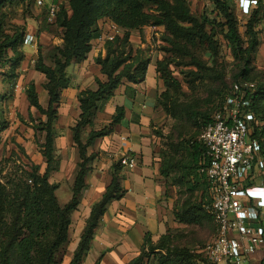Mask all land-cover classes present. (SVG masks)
<instances>
[{
	"label": "trees",
	"instance_id": "trees-1",
	"mask_svg": "<svg viewBox=\"0 0 264 264\" xmlns=\"http://www.w3.org/2000/svg\"><path fill=\"white\" fill-rule=\"evenodd\" d=\"M15 1L0 0V7L6 4L12 5ZM18 1L26 5L36 2V0ZM209 1L214 6L212 11L216 16L214 20L210 19L207 12L200 17L193 15L186 0H69L67 5L61 7L54 24L63 30V45L52 50L51 66L45 64L41 51L35 66V70L43 74L47 80L44 88L49 96L48 108L44 109L40 105L34 84H31L26 91L30 106L46 117L42 128L45 132L43 149L47 169L44 175L39 174L37 169L32 172L19 169L14 174V179L7 183L10 184V189L0 184V264H59L58 256L64 252L69 242L72 215L80 206L82 193L87 188L86 177L96 159L94 154H89V148L96 140L113 133L114 128L124 119V108H116L109 126L101 131L92 130L86 143L83 141V132L87 127L93 126L92 119L101 103L114 97L116 90L125 81L140 84L146 80L149 61L141 50H134L130 37L133 32L142 31L147 26L165 28L169 34L166 42L170 45L171 52L183 59H191L184 65L185 67L202 66L194 56V50L200 47L206 48L212 65L215 64L219 54V35L215 31V26L218 24L223 26L225 41L232 49L241 69L234 83L247 81L256 83L257 86L251 106L255 116V121L250 127L251 138L258 142L264 154V83H258L251 77L252 59L259 45L255 31L260 21L259 10L256 9L248 20L246 28L249 39L246 41L239 29L234 1ZM148 6L156 7V14H149ZM105 19L110 20L124 33L106 44V58L100 57L96 60L102 68L106 81L97 80L96 90H86L79 94L81 114L72 132L80 162L72 199L66 205H61L56 195L57 185L49 181V176L58 163L54 130L58 120L61 93L69 86L67 69L73 61H83L88 57L92 51V41L98 33L99 22ZM218 19L222 20V23H218ZM209 27H212L211 31ZM25 36V27H14L12 31H5L0 24V63L2 68L6 67L9 70V73H4L9 80L18 77L15 73L24 59L19 50L23 46ZM159 66V72L164 73L166 78V85L179 86L177 80L169 83L170 71L161 69L162 63H159ZM195 116L198 117L195 124L201 133L211 123L212 118L202 114ZM197 138L187 142L190 162L180 168L179 183L192 193L203 186L206 195L202 197L203 201L199 205H191V202H188L183 207L180 216L182 221H192L203 214L212 219L204 209L210 195L206 178L201 173L205 161L203 159L205 149L197 142ZM120 170L122 167L113 166L111 184L101 201L92 208L70 264H82L90 251L95 232L108 205L112 201L124 198L126 192L121 185ZM170 172L168 167L163 170L165 176H169ZM8 214L11 215L9 221ZM150 240L152 241L149 237L146 238L140 256L130 264H149L146 259V246L152 243ZM172 256L174 258L170 259L169 264H199L202 258L201 254L193 255L188 251L180 250L172 251Z\"/></svg>",
	"mask_w": 264,
	"mask_h": 264
},
{
	"label": "rangeland",
	"instance_id": "rangeland-1",
	"mask_svg": "<svg viewBox=\"0 0 264 264\" xmlns=\"http://www.w3.org/2000/svg\"><path fill=\"white\" fill-rule=\"evenodd\" d=\"M186 1L193 15L200 17L204 12H207L211 20L216 19V16L212 14L214 6L209 0ZM235 7L239 29L246 41L249 39L246 28L248 20L256 9L259 10L260 21L255 28L259 45L252 59L251 77L258 83H264V0H259L258 6L253 7L249 15L242 14L236 4ZM155 11L156 7L148 6L147 12L149 14H156ZM217 21L218 23H222L220 19ZM0 24L4 27L5 31H12L14 27H36L38 30L51 31L50 27H54L52 32L56 36H62L56 28L57 26L47 21L44 7L37 8L33 2L26 5L16 0L12 5L6 4L0 7ZM103 27L115 26L111 23H104ZM208 29L211 31L212 27ZM215 31L219 35V54L216 57L214 65H212L205 47L194 50V56L198 63L201 62V67H185L184 65L189 63L191 59H183L171 52V47L166 42L169 34L164 27L150 25L142 31L134 32L142 40V47L135 48L134 50H141L143 56L149 61L148 67L150 65L152 68L155 67L158 88L156 89V102L151 122V136L154 158L158 159V164L160 165L159 182L164 184L166 188L165 199H162L161 202L165 204L167 231L159 239L150 240L152 243L147 244L146 259L149 261V264H169L170 259L174 258L173 256L171 257L172 251L175 250L188 251L190 254L199 255L204 247L215 238L214 220L207 215L203 214L198 219L196 218L192 221H182L180 218L182 209L188 202H191V205H199L203 201L202 197L206 195L204 194L205 189L203 186H200L197 191L192 193L179 183V177L181 176L180 168L188 165L190 162L187 142L200 135L199 129L195 124V120L198 117L195 115H209L212 118L214 113L224 104L227 95L230 94L235 78L240 74L241 70L232 49L228 47L225 41L223 26L221 24L216 25ZM114 33H116V29H112V34ZM120 34L123 35V33ZM22 49L20 48L19 51L23 54ZM44 49L41 50L40 47L39 52L44 51L45 64L51 66L53 49L49 51H46L47 48ZM23 62L24 59L20 62L19 69L16 70L15 74L18 77L13 80L6 78L4 73H9V70L6 67L2 68V64L0 63V184L7 187V189H10V184L7 183L14 179L13 176L17 173V170L23 169L24 171L32 172L34 169H37L39 174L44 175L46 167L43 149L45 132L42 128V125L46 122V117L42 116L35 108L36 111L32 114L30 109H28L30 106L29 102L21 104V106H19L20 104H17V106L13 104V100L20 101L24 99L23 95L26 94L28 87L31 85L27 83L25 77L27 74L25 72L26 69L23 70L22 67ZM36 62L30 64L29 68L35 69ZM159 63L163 64L161 69L170 71L171 77L169 83L177 80L179 86L169 87L166 85L164 73L159 72ZM46 82L47 80L41 90L48 94L44 88ZM17 94H19V97ZM112 114L104 112L103 106L99 107L92 119L93 126L87 127L83 132L84 143H86L88 137L84 136L85 131L103 130L112 122L114 115ZM58 120L54 130L55 141L61 135L56 130ZM94 144L92 145L93 148ZM31 146H34L35 156H32L28 151V147L30 148ZM75 147L78 150L76 144ZM93 154L96 156L93 164L97 162L98 165L105 167L101 171L102 176L105 174L107 177L110 174L112 175L114 165L122 167V169L124 168L120 163L122 156L114 157L103 151H99L98 153L93 152ZM79 162L78 152V163L75 166L76 175ZM166 167L171 171L169 176L163 174V170ZM121 171H119V174H121ZM75 174L74 177L76 179ZM65 177L60 182V186L55 183L59 186H57L56 195L61 205H65L62 203H64V196L66 195L65 193H68L70 185L67 173ZM50 179L51 176H49V181L53 183L54 180ZM73 188L74 182L72 195ZM10 218L11 215L8 214V221L11 220ZM75 227L76 225L73 223L72 218L70 231L76 233L78 225ZM70 231L69 242L64 252L58 256L59 264L70 263L67 259L68 247L73 242L72 237L70 239ZM149 238L152 239L151 237ZM158 247H161V249H157Z\"/></svg>",
	"mask_w": 264,
	"mask_h": 264
},
{
	"label": "crops",
	"instance_id": "crops-1",
	"mask_svg": "<svg viewBox=\"0 0 264 264\" xmlns=\"http://www.w3.org/2000/svg\"><path fill=\"white\" fill-rule=\"evenodd\" d=\"M51 2L52 0H44L43 7L46 10V15L47 8ZM35 6L39 7L36 2ZM104 23L113 24L107 19L100 21L98 33L92 41V51L88 57L83 61H73L67 69L69 86L62 91L58 106L59 120L56 130L61 133L55 141L58 163L50 176L54 180L53 183L59 186L63 178H66L65 174L67 173L69 176L68 193H65L64 203H62L65 205L72 199L75 166L78 163L79 151L75 147L72 132V128L81 114L78 97L82 91L96 90L97 80L106 81L102 68L97 64L96 60L100 57L104 59L107 56L106 44L108 42L105 36L112 34V29L118 28L103 27ZM25 28L26 36L35 35L38 42L36 45L22 46V52L25 57L22 67L23 70L26 69L25 72L27 74L25 77L27 83L34 84L36 87L40 105L47 109L49 96L41 90L46 78L35 69H30L29 65L32 62L35 63L39 58L40 47L41 50L47 48L46 51L61 47L63 39L62 36H56L52 32L54 27H50L51 31L38 30L36 27ZM56 28L62 34L63 30ZM121 33L124 32L121 30ZM130 42L134 49L142 47L141 37L134 32L130 37ZM43 54L44 51L42 52ZM155 73V67L152 68L150 65L147 70L146 80L143 83L131 84L125 81L116 90L114 97L99 106H103L104 112H109L110 114L113 112L115 114L117 107H123L125 116L122 122L114 128L110 136L96 140L94 148L91 146L93 149H89L90 155L93 152L103 151L108 155L121 157L127 153L137 159L138 165L134 169H122L120 176L122 188L126 192L125 196L121 200L112 201L108 205L95 232L90 251L82 264H97L98 262L99 264H130L140 256L147 237H151L154 241L166 234L165 204L161 202L162 199H165L166 188L164 184L159 182L160 165L158 164V159L154 158L151 136V122L156 102V89L158 88ZM128 89L130 90L128 91ZM17 95L19 97V94ZM23 96V100H13V104L16 106L17 104H20L19 106L26 104L28 97L26 94ZM29 107L28 109L33 114L36 110ZM89 132L91 131L86 130L84 136L87 137ZM28 151L32 156H35L34 146L28 147ZM46 169L47 165L44 169L45 172ZM104 169L105 167L95 162L86 177L87 188L82 193L79 210L72 217L73 223L76 227L78 225V228L76 233L70 231V239L72 237L73 242L68 247L67 259L69 262L72 261L74 252L79 245L92 208L101 201L106 189L111 184L113 173L112 175L110 173V175L107 174L109 175L108 177L105 173L102 176L101 171Z\"/></svg>",
	"mask_w": 264,
	"mask_h": 264
},
{
	"label": "built area",
	"instance_id": "built-area-1",
	"mask_svg": "<svg viewBox=\"0 0 264 264\" xmlns=\"http://www.w3.org/2000/svg\"><path fill=\"white\" fill-rule=\"evenodd\" d=\"M69 0H52L47 21L54 24L61 7ZM244 15L258 6V0H233ZM43 7L44 0H36ZM116 27V26H115ZM105 36L107 42L121 30ZM27 35L23 46L36 45ZM34 62H32L33 64ZM256 83H234L224 104L200 133L197 142L204 149L201 173L209 187L204 209L215 223V238L201 251L199 264H264V154L251 138L255 116L251 110ZM124 168L137 167V159L122 155Z\"/></svg>",
	"mask_w": 264,
	"mask_h": 264
}]
</instances>
